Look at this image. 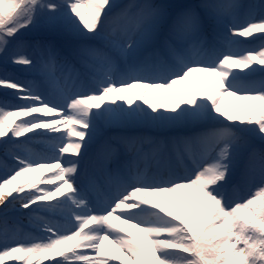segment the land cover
I'll return each mask as SVG.
<instances>
[{
  "label": "snow or ice",
  "instance_id": "obj_1",
  "mask_svg": "<svg viewBox=\"0 0 264 264\" xmlns=\"http://www.w3.org/2000/svg\"><path fill=\"white\" fill-rule=\"evenodd\" d=\"M0 63V264H264V0H0Z\"/></svg>",
  "mask_w": 264,
  "mask_h": 264
},
{
  "label": "rangeland",
  "instance_id": "obj_2",
  "mask_svg": "<svg viewBox=\"0 0 264 264\" xmlns=\"http://www.w3.org/2000/svg\"><path fill=\"white\" fill-rule=\"evenodd\" d=\"M121 2L123 4L127 5V4H132V3L137 2V0H121ZM249 2H250V0H241V3H249ZM125 23H126L125 20L118 19V20H116L114 22L113 26L116 27V28H119V27L123 26ZM253 35H258V34L254 33ZM240 39H241L242 43H240L239 45H237L234 48L235 51H238L240 53H244L246 51V49L253 48V47H255V48H257V50H259V45H260V43H262L259 40H256V41L253 42L251 36H249V37H241ZM13 70H15L16 73H13ZM234 70L238 71L239 68H236ZM52 71H54L56 76L58 78H61V81H62V77H61L60 71H58L57 68L52 69ZM245 71H247V70H245ZM4 75H8V76H11L14 79H19V80H22V81H34L37 84L40 83V80L37 77L29 74L25 69H23L21 67H9L7 70H5L3 64L0 63V76H4ZM202 79H204V77H202ZM224 96H226V95H224ZM224 96L221 98L220 103H222V99L224 98ZM3 100H4V92H3V89L0 88V101H3ZM8 100H9L10 103H15V101L11 97H9ZM227 104L229 106V107L227 106L229 111H231L233 105H237V106L252 105V104L258 105L259 102L258 101H250V100H240V99H237V97H235V96H230L229 98H227L221 104V107L224 108V106L226 107ZM255 111H256V114H257V117H258V114H259L258 107L255 109ZM237 114H240V113L238 112ZM59 115L62 116L63 114L60 113ZM243 115H244V118L247 119L248 113L245 112V113H243ZM13 119H15L17 123L20 122V118H18V117H13ZM67 127H68V125H66V124L65 125H59L58 126L59 132L58 133H53V135L59 136V134L61 132H64ZM107 130H108V128H102L98 132V136H97L98 144H97V147H99L103 143L105 138L109 137L107 135V133H106ZM34 131L39 132V131H46V130L37 129V130H34ZM119 133H120V131L119 132L116 131L112 135H116V134H119ZM9 135H10V133H9ZM27 135L31 136V135H33V133H29ZM20 139H26V137H22ZM73 139H75V138H73ZM25 147H26V149L28 151H30L32 153H36V154H41V155L51 154V151H52L50 143L46 139H43V138H37V139L31 141ZM2 158H3V150H2V148H0V163H2ZM49 171L50 170H48V169H41V170H38L36 173H32L30 175L31 176H35V175H40L41 173L49 174ZM65 191H67V190H65ZM184 191L185 190H181L182 193ZM164 195L166 196V198L168 200V204L172 208V210L178 211L179 210L178 206L176 205V202L173 200V198L168 197L167 194H164ZM58 198H62V197H58ZM33 207H35V206H33ZM0 208H2V206H0ZM24 211H27V210H24ZM10 220H11L10 227L18 229L21 233H23L25 235H31V236H38L39 235V233H37L35 230L32 229V227L30 225V222H29V219L26 216H21L19 213L13 212V213H10ZM135 235H136V232H135ZM36 242H39V241H36ZM18 255H20V254L19 253H13L12 256L5 257L4 258L5 264H24V262L26 260H28V254L24 253V255L21 258V260L14 261V258L16 256H18ZM40 259L41 258L39 256H32L31 260L29 261V264H37V261L40 260ZM49 259H50L49 257H45L44 260H43V264H48V260ZM116 264H120V262H118Z\"/></svg>",
  "mask_w": 264,
  "mask_h": 264
},
{
  "label": "bare ground",
  "instance_id": "obj_3",
  "mask_svg": "<svg viewBox=\"0 0 264 264\" xmlns=\"http://www.w3.org/2000/svg\"><path fill=\"white\" fill-rule=\"evenodd\" d=\"M86 12V11H85ZM86 15H87V12L85 13ZM57 70L58 71H60L58 68H57ZM245 70H247V69H245ZM194 75H198V76H200L201 77V79H202V77H204V75L205 74H201V73H197V74H194ZM212 81H213V84L218 80V77H216L214 74L212 75ZM177 87L178 88H180V89H182V90H192V91H195V88H193L190 84H188L187 82H184V83H182V84H178L177 85ZM210 92L212 91V88L211 87H209V89H208ZM230 96L229 95H226V96H224V98L222 99V103L227 99V98H229ZM138 102H140V103H142V101H138ZM167 103H168V105H169V107H171V102L170 101H167ZM221 103V104H222ZM228 106V104L226 105V107ZM225 107V106H224ZM229 107V106H228ZM227 107V108H228ZM119 131H121L120 129H118V132ZM114 223H117V224H119L120 222L119 221H116V220H114L113 221ZM120 226L121 227H124V228H126L129 232H131V233H133V235H135V232H136V237H137V239H142L143 238V233H141V232H139L137 229H135V228H130L128 225H123V224H120ZM106 247H108L113 253H114V255H116V256H120V253L115 249V248H113L111 245H107L106 244ZM121 259H125V258H121ZM118 261V260H117ZM117 261H114V264H116V263H118V262H120V260L117 262Z\"/></svg>",
  "mask_w": 264,
  "mask_h": 264
}]
</instances>
